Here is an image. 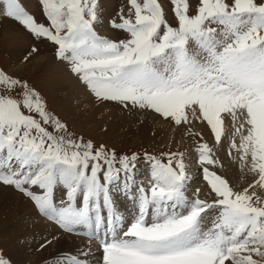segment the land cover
<instances>
[{
    "label": "snow or ice",
    "instance_id": "1",
    "mask_svg": "<svg viewBox=\"0 0 264 264\" xmlns=\"http://www.w3.org/2000/svg\"><path fill=\"white\" fill-rule=\"evenodd\" d=\"M39 2L47 23L19 0H0V16L50 44L95 104L184 129L202 177L193 189V156L179 148L118 154L85 139L32 82L0 68V187L51 229L39 249L88 241L51 264H264V0H125L110 16L101 0ZM217 146L240 182L218 172ZM141 158L147 185L135 176ZM0 264H13L3 250Z\"/></svg>",
    "mask_w": 264,
    "mask_h": 264
},
{
    "label": "rangeland",
    "instance_id": "2",
    "mask_svg": "<svg viewBox=\"0 0 264 264\" xmlns=\"http://www.w3.org/2000/svg\"><path fill=\"white\" fill-rule=\"evenodd\" d=\"M20 2L22 3V1ZM101 2L106 10V15L110 16L115 14V12L125 2V0H101ZM26 4L27 3L25 2L24 5ZM29 6L31 8L26 9V11L29 14L34 15V17L39 22L47 23L45 17L42 14V6L39 0L37 1L31 0ZM0 9H2V5ZM100 34L108 35V36L112 35L107 25L100 30ZM34 46L38 48V53L30 57L28 61H25L23 59L24 56L27 55L29 50ZM0 68H4L5 70L15 75H18L20 77L29 80L38 89H40L47 97L49 102V107L59 116V118L62 121L68 124L69 129L71 131H73L78 135L83 136L85 139L93 140L96 144L103 143L108 148L115 149L118 154L130 153V152H142L144 150L155 154L162 150H168L169 148L171 150H177V148H179V150L188 151L192 155V151L195 146L194 141L190 136L187 135V132L185 130H183L184 131L183 136L178 135L174 138V141H171L169 145H165L163 137H157L158 139L156 138L153 139V134H154L153 132H151V134L149 133L148 134L149 136L146 135L147 137L152 138L153 141H150L149 138H145L144 140H138L136 136L134 138H130L129 136L130 134L124 137L125 139H120V138L118 139V138L110 137L108 130L96 131L92 129L91 126L86 125L84 121L89 116V114L87 115L81 112L72 113L70 116L66 117L61 112V103H60L61 100H64L66 98L65 96L66 93L60 91H54L52 93L51 91H49L48 88V85L50 84L51 80L55 78L58 79L61 77H62L61 79H63L67 75L70 76V74L66 71L65 67L59 62H57L54 56L53 47L48 43H42L34 40L32 36L28 32H26L25 29L19 23L15 22L12 19L3 18L2 16H0ZM80 106L83 107L82 109L83 112H88L90 108L89 106L86 105L85 99H78L77 101H74L75 108ZM100 106L107 107L108 109H112L115 112L123 113L130 118H133L136 115V113L127 112L126 110H121V108L114 103L95 104L92 101V107L95 108ZM69 111H71V108ZM75 120H77L78 123L75 124L74 123ZM157 122L158 123L156 124L155 128L160 131L164 129V126L170 125L168 123L161 121H157ZM193 123H195V121ZM153 125L154 124H152V126ZM146 128L150 130V126H146ZM177 130L178 129L174 128L175 131L173 132L174 136L176 135ZM192 130L196 131L195 127H193ZM200 133L201 135L204 136L205 140L209 142L210 146H212L214 143L213 140H211L212 138L211 139L208 138L206 136L207 133L204 132H200ZM214 151H216V153L221 152L218 146L214 149ZM217 157H219V155ZM194 160H195L194 158L191 160L188 171L192 168V161ZM222 164L224 165V167L217 169L218 172H220L221 174H226L227 178L230 179V181H232L233 183H238V180L235 179L236 176V178L240 180V172L238 166L232 164V168H231L226 163H222ZM149 170L150 167L147 161H145L143 158L137 161L135 168V176L138 183H143L147 185L150 178L146 179L145 175ZM198 171L199 169H196V171H194L193 174L191 175H194L193 185L200 186L202 177L199 175H195ZM193 185L192 188L194 187ZM119 187H120L119 184L114 185V190L118 189ZM15 193L20 195L17 192ZM0 199L5 200V198L1 196ZM121 204L124 205L122 202ZM21 216L22 214H19L18 216L16 215L12 216L11 219L10 217L5 219L6 217L5 214L3 216L0 215V250H3L11 258L13 264H51L50 258L54 256V254L57 252L56 250L57 247H55L56 244L54 247L49 246L46 249H38L40 242H42V238L45 236L49 238V236L39 235L38 237L36 236L34 237L36 233L33 232H32L33 234L31 233V235L22 234L20 230L21 229L25 230L28 228L27 226L24 225L23 222L20 221ZM29 241H33V243L35 244L33 248L31 243H29ZM12 249L13 251H11ZM25 249L26 251H24ZM20 252H22L23 254V259H21ZM34 252L39 255H41L43 252V258L34 259L32 255ZM34 256L36 257L37 255L34 254Z\"/></svg>",
    "mask_w": 264,
    "mask_h": 264
},
{
    "label": "bare ground",
    "instance_id": "3",
    "mask_svg": "<svg viewBox=\"0 0 264 264\" xmlns=\"http://www.w3.org/2000/svg\"><path fill=\"white\" fill-rule=\"evenodd\" d=\"M20 1H22V3ZM30 1L31 0H19V3L21 5H24L26 2L27 4L24 5L23 7L26 9H29L31 8L29 6ZM61 78H58V79L55 78L51 80L50 84L48 85V88H49V91H51L52 93L54 91H60V92L66 93L65 95L66 98L60 101L61 112L66 117L70 116L72 113L81 112L87 115L89 114V116L84 121L86 125L91 126L92 129L96 131L108 130L110 137L118 138V139L119 138L125 139L124 137L130 134L129 135L130 138H134L136 136L138 140H144L145 138H149L150 141H153L152 138L146 136L149 133L151 134V132H153L154 133L153 139L155 138L158 139L157 137H163L165 145H169L171 141H174V138L176 136L178 135L183 136L184 129H178L176 135L174 136L173 135V132H175L174 127L170 125L164 126V129L162 131L157 130L155 126L158 123L157 121L159 120L154 119L151 115H148L147 117H145L143 114H136L133 118H130V117H127V115L123 113L115 112L112 109H108L107 107H104V106L94 108L92 107L91 98L84 92L82 88L76 85L75 81L71 78V76L67 75L65 78H63L64 80ZM78 99L86 100V105L90 107L88 112H83L82 106L76 107V108L74 107V101H77ZM70 108H71V111H69ZM74 123L76 124L78 123V121L75 120ZM152 124L154 125L152 126ZM146 126H150V130H148ZM193 127H195L196 131L207 133L206 136L211 139V136L208 134L207 129L203 125H201L199 121H195V123H193ZM220 151L221 152L216 153V156L219 155V157L217 158L221 160V163H226L232 168V164L234 163L232 162V158L228 156L227 154L228 152L227 146L220 148ZM194 155L195 153L194 151H192L193 158H194ZM196 169H198V166L194 160L192 161V168L189 170V174L190 175L193 174V172L196 171ZM145 178L146 179L150 178V170L145 175ZM235 179H237L238 182L240 181L238 178H236V176H235ZM193 186H194L193 188H195L198 185H193ZM0 196L5 198V200L0 199V215L1 216L5 214L6 216L5 219L9 217L11 219L12 216H15V215L18 216L19 214H22L20 221L23 222L24 225L27 226L28 228L25 230L21 229L20 232L22 234L31 235V233L33 232V233H36L34 237L35 236L38 237L39 235L40 236L48 235L49 238H51V235H50L51 229L49 228L47 223L44 220L37 217L31 205L28 204L22 196L16 194L13 190H11V188H3V187H0ZM121 202L128 208V211L131 212V205L128 204L127 201H124L122 199H121ZM29 243H31L32 248L35 246L33 241H29ZM86 244H87V240L80 238V237H61L60 241L56 243L55 247H57L56 249L57 252L55 254H57L58 252H71L73 250L75 251L77 248L83 247ZM32 248H29V249H32ZM11 251H13V249ZM24 251H26V249ZM20 253H21V259H23V254L22 252ZM34 254L37 256L35 257ZM32 255L34 259L43 258V252L41 255L35 252Z\"/></svg>",
    "mask_w": 264,
    "mask_h": 264
}]
</instances>
